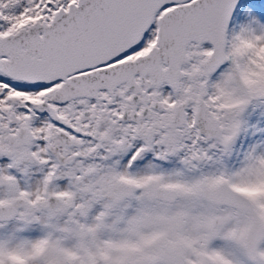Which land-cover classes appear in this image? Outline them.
I'll return each instance as SVG.
<instances>
[{"label": "snow or ice", "instance_id": "6c2138e0", "mask_svg": "<svg viewBox=\"0 0 264 264\" xmlns=\"http://www.w3.org/2000/svg\"><path fill=\"white\" fill-rule=\"evenodd\" d=\"M0 264H264V0H0Z\"/></svg>", "mask_w": 264, "mask_h": 264}]
</instances>
